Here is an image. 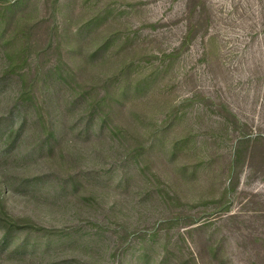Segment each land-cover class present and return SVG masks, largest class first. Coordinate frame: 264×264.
<instances>
[{"label":"rangeland","instance_id":"rangeland-1","mask_svg":"<svg viewBox=\"0 0 264 264\" xmlns=\"http://www.w3.org/2000/svg\"><path fill=\"white\" fill-rule=\"evenodd\" d=\"M16 1L0 264H264V0Z\"/></svg>","mask_w":264,"mask_h":264},{"label":"trees","instance_id":"trees-1","mask_svg":"<svg viewBox=\"0 0 264 264\" xmlns=\"http://www.w3.org/2000/svg\"><path fill=\"white\" fill-rule=\"evenodd\" d=\"M27 1L28 0H17L15 7L23 8L26 6L25 4ZM4 16L6 15L3 13L2 17L4 18ZM4 35L5 34H3L1 37H4ZM191 36L192 34L190 32V35H188L183 44L184 47L188 46ZM15 70L16 69L13 71ZM10 135L12 137L14 136V133L12 132ZM50 136H54L53 133H51ZM59 232L60 231L56 229H48L39 226L29 219H16L9 213L4 201L0 197V248H6L7 246L14 245L15 242L20 239L21 235L35 234L40 237L51 238L58 236ZM26 246L27 243H22L18 248L25 249Z\"/></svg>","mask_w":264,"mask_h":264}]
</instances>
